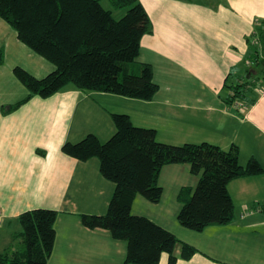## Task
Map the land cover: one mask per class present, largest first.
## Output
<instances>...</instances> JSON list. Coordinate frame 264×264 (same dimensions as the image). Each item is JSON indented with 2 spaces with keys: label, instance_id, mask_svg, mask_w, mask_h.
<instances>
[{
  "label": "crops",
  "instance_id": "1",
  "mask_svg": "<svg viewBox=\"0 0 264 264\" xmlns=\"http://www.w3.org/2000/svg\"><path fill=\"white\" fill-rule=\"evenodd\" d=\"M139 2L152 25L137 58L151 66L158 85L149 101L67 87L46 99L33 96L3 113L29 94L15 68L35 79L55 68L0 19V254L22 243L14 236L21 232L19 215L45 209L57 212L47 264H126V242L106 230L84 227L80 217L104 215L114 185L102 177L97 159L81 162L61 150L64 143L89 134L106 142L115 133L110 114L122 113L135 126L154 129L158 142L209 143L224 151L236 146L242 166L252 158L261 165L262 174L228 184L234 218L225 226L188 231L176 214L169 219L138 196L131 213L196 249L184 260L176 247L175 264H264V211H254L264 205V81L255 80L260 66L251 60L259 43L253 40L251 47L248 42L256 23L264 21V0ZM235 86L242 93L233 100ZM189 174L188 165L165 166L159 175L163 193L165 185L175 196L183 187L194 189L184 181L191 176L198 183L199 177ZM248 210L252 212L246 214ZM159 264H167V255Z\"/></svg>",
  "mask_w": 264,
  "mask_h": 264
},
{
  "label": "trees",
  "instance_id": "2",
  "mask_svg": "<svg viewBox=\"0 0 264 264\" xmlns=\"http://www.w3.org/2000/svg\"><path fill=\"white\" fill-rule=\"evenodd\" d=\"M0 19L21 43L55 68L41 79L15 68V77L29 94L3 113L33 96L46 99L67 87L144 101L158 91L151 66L136 61L142 37L152 31L139 0H0ZM253 40L259 49L254 48L251 60L264 72V21L256 23L248 39L251 47ZM239 88L233 87V100L240 97ZM110 116L115 133L106 142L89 134L61 147L65 155L81 162L98 159L102 177L114 185L106 213L81 215L82 225L106 230L113 239L126 242V264H159L162 255H167V264H175L178 246L180 258L189 259L197 252L195 248L149 218L131 213L136 196L158 204L163 194L161 170L188 165L189 173L199 180L194 189L183 187L178 192L181 208L176 220L187 230L201 232L232 222L234 205L228 184L260 175L263 168L253 158L242 166L236 146L224 151L209 143L169 145L157 141L154 129L135 126L125 114ZM56 216V211L45 209L19 215L21 232L14 236L22 243L0 254V264H47L55 241Z\"/></svg>",
  "mask_w": 264,
  "mask_h": 264
},
{
  "label": "rangeland",
  "instance_id": "3",
  "mask_svg": "<svg viewBox=\"0 0 264 264\" xmlns=\"http://www.w3.org/2000/svg\"><path fill=\"white\" fill-rule=\"evenodd\" d=\"M105 7H107L106 4H105ZM136 61L138 62V60H136ZM262 70H263V68H262V66H260L259 67V72L261 73V75H258V76L255 77V80H258L261 83H262V81H264L263 80L264 79V72H262ZM120 114H122V113H120ZM102 142H104V141H102ZM189 175H191V174H189ZM191 179H192L191 176H189V179L184 181L185 182L184 184H188L189 186H192V188H195L197 182L192 183ZM173 192H175L174 189L171 190L170 188L167 187V185H165V190H164V193L162 195L160 204H150L149 202L148 203H149V205H152L151 207L156 208V209H158L161 212H165L164 214L166 216H169L170 217L169 219H172V214H173V216H174V214H176L175 215V218H176V216H177V213H176L177 211L176 210L177 209L179 210L181 205L177 201V197H176L177 195L176 196L172 195ZM138 197H141V196H138ZM139 199H143V198L141 197ZM143 201H146V200L143 199ZM235 213L238 214V209L237 208L235 209ZM18 227L20 229L19 225H18ZM190 233H194V232H190Z\"/></svg>",
  "mask_w": 264,
  "mask_h": 264
},
{
  "label": "built area",
  "instance_id": "4",
  "mask_svg": "<svg viewBox=\"0 0 264 264\" xmlns=\"http://www.w3.org/2000/svg\"><path fill=\"white\" fill-rule=\"evenodd\" d=\"M264 211V205H257V206H255V208H254V211ZM250 212H252V210H248L247 212H246V214L247 213H250Z\"/></svg>",
  "mask_w": 264,
  "mask_h": 264
}]
</instances>
